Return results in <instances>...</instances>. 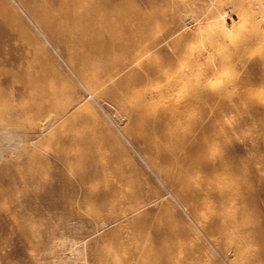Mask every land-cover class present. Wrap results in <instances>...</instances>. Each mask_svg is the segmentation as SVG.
<instances>
[{
    "label": "rangeland",
    "instance_id": "rangeland-1",
    "mask_svg": "<svg viewBox=\"0 0 264 264\" xmlns=\"http://www.w3.org/2000/svg\"><path fill=\"white\" fill-rule=\"evenodd\" d=\"M9 1L18 6L16 1ZM48 1L38 0L42 7L48 5L49 12L57 15L59 9ZM135 1L139 4V0ZM245 5L237 7L234 0H214L213 10L233 9L239 23H248L246 36L260 37L264 43L260 6L254 0L247 3L249 9ZM173 6L165 2L158 8L168 10ZM170 25L169 22L159 23V32ZM3 30L0 29V59L6 61L0 67L17 70L15 58L29 60L30 76L39 77L31 85V92L42 94L46 99L40 102L34 96H16L11 104L4 102L5 95L0 99V252L3 255L18 257L19 254L20 239L7 216L12 203L27 196L39 198L27 206L25 212L41 222L55 221L42 216L41 207L47 203L42 199L50 195L64 198L80 194L82 197L85 192L71 183L75 180L74 173L84 170L91 173L87 181L89 190L100 196L84 210L103 211L99 203L104 199H108L106 210L137 204V212L147 216L153 225L172 228L174 242H180L188 264H264V50L261 43L250 45L237 68L226 66L229 71L233 70L231 74L239 82L253 85L249 98L232 101L231 96L229 99L224 96L216 102L197 104L188 109L189 115L177 120L166 117L172 105L156 106L163 123L171 130L180 129L187 134L202 126L197 130L198 137L178 152L181 160L177 164L169 159L170 152L177 151L175 135H159L153 128L156 123L151 114L141 120L122 117V111L114 104L92 97L73 74L66 52L45 40L33 45L15 39ZM170 39L182 42L184 38L175 34ZM124 52H110L106 58L108 66L116 65ZM161 52L158 59L170 51L163 47ZM200 62L205 75L207 55L201 56ZM5 78L0 75V88L8 95L10 88ZM131 78L123 84L121 81L116 91L129 93ZM20 87V83L14 84L15 89ZM140 96L139 91L130 92V103L140 100ZM68 104L74 106L63 118L53 120L41 133H33L45 113L55 114ZM4 126L19 134L15 137L19 150L8 148L2 141ZM131 126L136 134L145 137L139 136L138 141L129 139L127 132ZM64 138L74 141L63 143ZM154 141L166 142L167 150L152 149ZM74 155L82 157V161L71 160ZM178 173L185 176L184 185L194 189L196 203L215 206L218 211L197 217L189 215L174 199L173 181ZM220 174L226 176L227 182L219 186L212 182L208 189L202 190L203 180L213 181ZM232 190L239 191L241 198H237L238 201L227 199L230 203L224 204L222 209L219 194L228 198ZM108 232L104 239L91 237L90 245L109 256L117 255L123 250L119 244L125 241L126 232L115 226L101 231L102 234ZM62 234L59 229L50 234L53 245L65 243ZM16 258L14 264H24Z\"/></svg>",
    "mask_w": 264,
    "mask_h": 264
},
{
    "label": "bare ground",
    "instance_id": "bare-ground-1",
    "mask_svg": "<svg viewBox=\"0 0 264 264\" xmlns=\"http://www.w3.org/2000/svg\"><path fill=\"white\" fill-rule=\"evenodd\" d=\"M14 1L18 6L9 0H0V29H6L15 39L33 45L45 40L66 52L73 74L92 97L111 102L122 111V117L141 120L151 114L156 123L153 128L159 135H175L177 151L170 152L171 163L179 164L182 148L198 137L197 130L202 126L187 134L180 129L171 130L163 123L157 105H172L166 117L168 120H177L189 115L188 109L197 104L216 102L224 96H231L232 101L250 97L253 85L244 84L242 80L239 82L231 74L233 70L229 71L226 66L237 68L241 56L247 53L252 43H261L262 50L264 43L260 37L256 38L252 34L246 36L248 23H239V17L233 9L214 11V0H139V4L135 0H49L50 5L59 9L57 15L49 12L48 5L42 7L38 0ZM250 1L234 0V4L237 7L246 4L244 7L249 9L247 3ZM165 2L174 6L160 10L158 6ZM254 3L260 6L264 20V0H254ZM161 22L171 25L160 33L158 25ZM175 34L182 35V42L181 39H170ZM163 47L170 52L158 59ZM122 50L125 51L122 59L116 65H110V68L106 63L108 54ZM204 55L208 58L205 75L200 65V58ZM5 61L0 59V64H5ZM14 64L17 70L0 67V75L6 76L4 82L10 88L8 95L0 88V99L5 95L4 102L9 101L7 104H11L16 96L29 95L46 102L44 95L31 92V85L39 77L30 76L29 60L15 58ZM130 78V92L141 93L140 100L134 104L130 103V92L116 91L121 81L123 84ZM15 83H20L21 87L15 89ZM73 106L68 104L55 111V114L45 113L43 121L35 126L33 133L44 131L53 120L63 118ZM133 130L132 126L128 128L129 139L138 141L139 136L145 137ZM1 136L8 148L19 150V142L15 141L18 133L4 126ZM69 140L74 141L73 138ZM69 140L64 138L63 143ZM151 143L152 149L156 151L167 150L166 142ZM70 159L80 162L83 158L74 155ZM74 175V182L69 183L85 192L82 197L80 194L64 198L50 195L42 199L47 202L41 207L42 216L55 221L41 222L25 212L27 206L39 198L27 196L12 203L13 208L8 210L7 216L20 239L17 248L19 254L18 257H12L0 252V264H14L16 257L24 264H188L180 242H174L172 228L153 225L147 216L137 212V204L106 210L108 199H104L99 203L103 211L84 210L100 196L89 190L87 185L91 173L77 170ZM174 178V199L189 215L197 217L206 212L218 211L215 206L193 200L194 189L184 185L187 181L182 173ZM212 182L219 186L227 182L226 176L220 174L213 181L203 180L202 190L208 189ZM238 192L232 190L229 197L224 199L223 193L219 194L222 209L224 204L230 203L227 199L238 201L241 198ZM109 226L126 232L125 241L119 244L123 250L113 256L96 251L90 245L93 236L106 238L110 233L102 234L101 231ZM56 229L61 230L63 234L60 236L65 239V243L58 246L50 241V234Z\"/></svg>",
    "mask_w": 264,
    "mask_h": 264
}]
</instances>
